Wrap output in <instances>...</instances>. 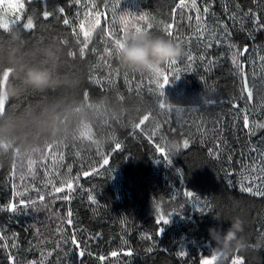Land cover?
I'll return each instance as SVG.
<instances>
[{
    "label": "trees",
    "instance_id": "1",
    "mask_svg": "<svg viewBox=\"0 0 264 264\" xmlns=\"http://www.w3.org/2000/svg\"><path fill=\"white\" fill-rule=\"evenodd\" d=\"M19 1L25 7L6 21L9 28L0 23V59L34 48L30 39H36L39 48L62 55L61 71L78 81L53 94L59 103L117 101L125 119L105 121L116 136L107 144L89 128L68 142L35 145L28 155L14 149L0 162V264H203L213 255L215 264H232L234 256L264 264V196L241 190L250 183L264 190V0H196V8L191 0L185 8L178 0ZM93 2L104 14L90 30ZM125 14L128 33L133 20L144 26L138 17L146 14L149 32L183 49L177 64L165 68L164 89L121 67L113 41L124 38L119 17ZM29 18L34 29L23 27ZM169 24L172 37L164 31ZM12 33L19 36L15 48ZM12 75V68L0 74V114L20 108L5 94ZM171 141L180 144L178 152L168 150ZM153 198L165 201V215L182 205L169 224L158 225L149 214ZM237 220L242 228L224 243Z\"/></svg>",
    "mask_w": 264,
    "mask_h": 264
},
{
    "label": "clouds",
    "instance_id": "2",
    "mask_svg": "<svg viewBox=\"0 0 264 264\" xmlns=\"http://www.w3.org/2000/svg\"><path fill=\"white\" fill-rule=\"evenodd\" d=\"M12 47H17L19 36L9 35ZM121 67L129 73L145 74L160 78L165 68L183 55V49L169 39L155 36L149 31L128 33L122 46L115 52ZM64 57L47 48H22L14 55L0 59V74L13 69V75L5 94L19 104L0 114V162L9 159L14 149L25 151L17 155H28V149L39 144L68 142L89 128L96 133L101 145L116 139L106 128L105 121H122L123 107L117 101L103 98L91 104L83 101L59 103L53 94L78 86V81L61 71ZM31 99V102H28ZM97 129L102 131L96 132ZM167 148L178 152L180 144L171 141ZM242 228L237 220L224 233L223 242L233 241ZM214 229H210L212 233Z\"/></svg>",
    "mask_w": 264,
    "mask_h": 264
},
{
    "label": "snow or ice",
    "instance_id": "3",
    "mask_svg": "<svg viewBox=\"0 0 264 264\" xmlns=\"http://www.w3.org/2000/svg\"><path fill=\"white\" fill-rule=\"evenodd\" d=\"M76 2L79 3L80 0H76ZM178 3H179V7H180V8H185V7H187V5H186V3H185V0H178ZM20 7L22 8L23 5H20ZM90 7H91V9L95 10L94 12H91V11H90V12L88 13V15H93V16L95 17V19L91 22V28H90V30H92V29H94V27H95L96 25L99 24V18H100V16L103 15L104 13H102V12L99 10V8L97 7V5H96L94 2L90 5ZM191 7H192V8H196V0H191ZM116 8H117V4H116L115 2H113V12L116 11ZM60 11L63 12V9H60ZM197 11H199V9H197ZM208 11H209V9H208L207 7H205V8H204V12L207 13ZM48 16H49V13H48V12H44V17L47 18ZM197 19H199V16H197ZM119 21H120L121 24H123V25L125 26V27H124V30H123V36H124V38H123V39L117 38V39H115V40L113 41L114 46H115V48H114V51H115V52H116V49H117L118 47L122 46V41H123V40L126 38V36L128 35V26H129V23H130L127 14H125V15H121V16L119 17ZM138 21H140V22H144V26L139 25L138 22H137L136 20L131 21V27H132V29H133L135 32L148 31L149 29H151L152 25H151V23L148 22V17H147L146 14H145V15H141V16H139V17H138ZM113 22H115V20H113ZM258 22H259V21H258V18H257V23H258ZM64 23H65V24H68L69 21H68L67 19H65V20H64ZM23 27H24V29H28V30L32 29V27H33V22H32V20L29 18V19L27 20V23L24 24ZM79 27H80L81 29H83V28H84V24H83V23H80ZM172 27H173V25L169 24V25H167V27L164 29V31H165V33H166V35H167L168 37H172V35H173V32L171 31ZM261 27H264V25H261ZM109 34H110V35H115L114 33H109ZM84 35H85V37H87V36L89 35V33H88V32H85ZM177 45L180 46L178 43H177ZM209 46H211V45H209ZM87 47H88V42L85 41L84 44H83V47L81 48V54L84 53V50L87 49ZM106 51H107V54H108L109 56H111V55L113 54V51H112V50H106ZM247 51H248V49L245 47V48L243 49V52L246 53ZM73 55H75V54L73 53ZM189 59H190V58H189ZM233 63L237 66V68H240V69L242 70V65H240V63H239L238 60L233 59ZM176 64H177V61L174 60V61H172V62L168 65V68H172V67L175 66ZM175 78H176V79H179L178 76L175 77ZM169 82H170V81H169V74H167L165 70L163 71V73H162V75H161L160 78H152V79L149 81L150 84H154V85H156V86H157L158 88H160V89H164L167 85H169ZM160 94H161V95H164V92L162 91ZM247 95H248V97H249V99H250L251 96H252L251 91H248V92H247ZM159 106H160V108H165V107H166V105H165L163 102H161ZM147 119H148V117L145 116V117H144V120H147ZM244 126H245L246 128L249 127V120H248V117H247L246 115H245V117H244ZM183 146H184L185 148L188 147V141H187L186 139H185L184 142H183ZM116 147L119 148L120 145L117 144ZM103 164H105V165L108 164V159H107L106 157L103 159ZM29 170L31 171V169H29ZM68 171H71V169H69ZM253 171H255V166L253 167ZM261 172L264 173V166L261 167ZM84 175H89V173L86 172V173H84ZM259 179H260L261 181H264V175H261V176L259 177ZM67 187H68V189H72V188H73V183H72V181H68V182H67ZM241 190H242V191L249 192V193L252 194V195H262V196H264V190H254V187L252 186V183H250L248 186H242V189H241ZM54 191H55L56 193L62 192V191H64V187H63V186H61V187H54ZM182 194H183V196L187 197L188 199H194V194L191 193V192L185 191V192H183ZM18 195H23V193H18ZM44 199H45V198H44V196H42V195L39 197V200H40L41 202H43ZM63 199H70V197H69V196H65V197H63ZM173 199H175V195L173 196ZM92 202L95 203V200L93 199ZM32 204H35V201H33ZM26 206H27V205H26ZM181 206H182V205L177 206V208L170 210L169 213H168L167 215H165V214L160 210L159 205H158V206H157V218H156V223H157L158 225H167V224H169V223H170V220H169V216H170V214L173 213V212L178 211L179 208H180ZM7 210L15 212V211H16V206H15V204H10ZM67 215H68L69 217H71V216H72V212L69 210L68 213H67ZM67 223H68L69 225L72 224V220L69 219V220L67 221ZM163 231H164V228H163L162 226L159 227V228L157 229V232H158V233H161V234H162ZM149 238H150V237H149ZM2 239H3V237H0V240H2ZM73 242H75V241L73 240ZM125 254H126V255H129V256L132 255V253H131L130 251L126 252ZM79 255H80V256H83L84 253H83V252H80ZM111 255H112L113 257H116V256L118 255V253H117V252H112ZM178 255H180V256L183 257V256L186 255V253H185L184 251H181V252L178 253ZM100 259L102 260V259H104V257H100ZM216 260H217V256H216V255H213V256L211 257V260H209V259H205V260L203 261V264H213V261H216ZM232 264H243V261L240 260L239 258H237V259L233 260Z\"/></svg>",
    "mask_w": 264,
    "mask_h": 264
},
{
    "label": "rangeland",
    "instance_id": "4",
    "mask_svg": "<svg viewBox=\"0 0 264 264\" xmlns=\"http://www.w3.org/2000/svg\"><path fill=\"white\" fill-rule=\"evenodd\" d=\"M19 0H0V23L3 24L6 28H9V22L6 23L10 19L12 15H14L19 9H21ZM25 6L23 5L22 8ZM34 29V26L32 27ZM30 44L34 48H39V45L37 44L36 39H30ZM151 207H149L148 211L151 215H157V206L159 205L160 210L163 212L165 211V201L162 198H153L151 200ZM162 208V209H161ZM239 257L234 256L232 258L233 260L237 259ZM241 260V258H239ZM215 264V263H213Z\"/></svg>",
    "mask_w": 264,
    "mask_h": 264
}]
</instances>
